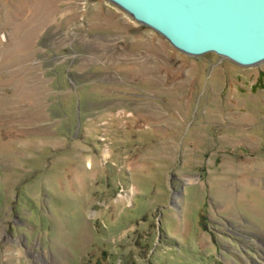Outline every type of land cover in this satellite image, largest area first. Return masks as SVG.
Segmentation results:
<instances>
[{
	"label": "rangeland",
	"instance_id": "obj_1",
	"mask_svg": "<svg viewBox=\"0 0 264 264\" xmlns=\"http://www.w3.org/2000/svg\"><path fill=\"white\" fill-rule=\"evenodd\" d=\"M0 264H264V60L0 0Z\"/></svg>",
	"mask_w": 264,
	"mask_h": 264
},
{
	"label": "water",
	"instance_id": "obj_2",
	"mask_svg": "<svg viewBox=\"0 0 264 264\" xmlns=\"http://www.w3.org/2000/svg\"><path fill=\"white\" fill-rule=\"evenodd\" d=\"M192 55L264 60V0H109Z\"/></svg>",
	"mask_w": 264,
	"mask_h": 264
}]
</instances>
